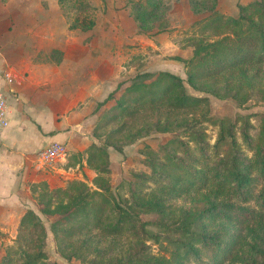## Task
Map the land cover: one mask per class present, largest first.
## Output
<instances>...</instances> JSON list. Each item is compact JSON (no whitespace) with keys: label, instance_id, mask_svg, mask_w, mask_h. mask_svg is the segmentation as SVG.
<instances>
[{"label":"trees","instance_id":"16d2710c","mask_svg":"<svg viewBox=\"0 0 264 264\" xmlns=\"http://www.w3.org/2000/svg\"><path fill=\"white\" fill-rule=\"evenodd\" d=\"M187 2L192 14L202 17L193 24L197 36L189 39L192 57L174 58L184 64L186 80L168 71H137L130 79L118 83L115 90L97 104V109H100L107 102L114 101L96 121L92 130L94 136L120 120H135L142 110L157 112V117L164 116V121L161 122L162 117L157 118L152 124L145 125L135 137H146L152 130L161 133L183 131L182 135L178 134L162 145L160 152L147 148L146 164L150 172L137 176L138 187L143 188L130 191L132 204L120 202L111 191L109 181L100 178L110 163L106 147L120 149L113 140L124 132V123L107 132L105 145L92 143L86 149L87 163L91 165L94 160L98 161L94 166L98 175L95 179L98 192H89L82 181H72L66 188L46 189L37 195L41 214L56 217L50 224V230L58 253L66 260L95 264V256L104 252L106 241L103 244V238L123 235L135 239L150 237L135 208L161 210L163 202L170 198L186 196L210 186L213 197L209 194L204 196L206 205L199 211L197 219L210 220L213 225L220 223V228L190 233L186 227L178 226L175 230L180 235L175 242L178 249L170 253V260L133 254L127 258H109L108 264H184L189 261L226 264L240 242V228L237 226H245L256 219L255 210L243 205L254 202L264 214V116L261 117L262 128L257 138L250 135L252 126L249 120L242 122L238 131L239 143L236 123L211 116L208 99L190 95L185 89L186 83L193 90L206 92L203 89L208 88L207 81L233 76L234 73L243 74L247 68L264 64V0L237 5L236 17L221 13L217 9L218 0ZM127 4L139 34L150 35L167 29L164 16L170 6L165 0H129ZM94 25V20L86 17L75 18L69 29L85 32ZM51 56L60 61L59 52L54 51ZM203 108L207 113L200 120L184 123L169 120L173 114ZM203 122L218 128L213 145L209 144L205 131L198 127ZM149 182L158 187L160 196L142 194ZM37 186L31 185L32 193ZM225 196L230 200L218 201ZM93 231L98 233L92 234ZM46 237V228L37 213L27 210L18 226L17 248H9L1 264H13L12 254H18L17 264H56L48 261L43 249ZM87 254L95 256L88 258Z\"/></svg>","mask_w":264,"mask_h":264},{"label":"rangeland","instance_id":"374dc122","mask_svg":"<svg viewBox=\"0 0 264 264\" xmlns=\"http://www.w3.org/2000/svg\"><path fill=\"white\" fill-rule=\"evenodd\" d=\"M111 3V0H107ZM129 1V0H127ZM252 0H219V10L226 14L234 16L237 14V5H245ZM165 3L170 6L167 10L164 21L167 23V29L155 34L147 35L140 43H128L122 46V51L130 49L129 59L125 62L120 61L123 67L120 70L121 79L118 83L130 79L139 69V72L150 71L157 72L160 70L170 71L186 80V71L184 64L175 60V57L190 58L193 48L189 46V39L197 36L196 26L193 25L202 16H195L189 9L187 0H165ZM61 11L66 17L68 25H72L75 18L82 19L86 17L88 20H95L98 11L106 10L105 0H58ZM100 5V6H99ZM128 5V4H127ZM99 6V7H98ZM104 12V11H103ZM102 25L107 26L105 21ZM158 29V28H157ZM155 32V31H154ZM112 42H115L117 36H110ZM124 39V38H123ZM149 40V41H148ZM148 42V43H147ZM134 55L131 52H134ZM252 76H256L252 79ZM208 88L203 89L206 92L193 90L185 83L186 92L193 96L206 97L209 101V112L211 116L226 119L236 123V132L238 142H241L238 131L242 122L248 119L252 128L250 135L257 138L262 128V116H264V64L255 68H247L243 74L234 73L233 76L220 77L215 80L207 81ZM119 94H117L118 96ZM111 104V105H110ZM114 104V101L107 102L103 111ZM101 112H93L90 117L92 126L95 121L102 115ZM207 109L180 112L169 116V120H174L178 123H184L192 120H200L202 115L207 113ZM45 113L42 112L44 116ZM74 112H58L57 122H63V127L74 126L71 124V115ZM157 112L151 110L139 112L138 118L135 120H120L110 127L100 131L94 136L91 131V141L97 145H105V137L107 132L112 128H116L121 124H125L124 132L116 137L113 141L120 147L115 150L112 147H106L109 156V167L106 173L101 174L102 179L109 181L111 191L117 196L120 202L126 201L131 205L130 191L138 187L137 176L142 173H149L150 170L146 164L147 148L150 147L154 151L160 152V147L165 145L168 140L182 135L183 131L175 130L174 132L161 133L155 130L150 131L146 137H135L143 130L145 125H150L161 118L164 121V116L156 115ZM97 119V120H96ZM82 119L80 118L79 121ZM66 122V123H65ZM81 123V122H80ZM90 121H85L83 127L86 132L89 131L88 125ZM62 125V123H61ZM95 125V124H94ZM57 126V125H56ZM60 128V125L58 126ZM207 134L210 145H213L216 140L218 128L208 122L200 123L199 126ZM94 128V126H93ZM93 130V129H92ZM59 131L54 130L49 135H56ZM80 134H86L80 131ZM135 137V138H134ZM132 141V142H131ZM90 146V145H89ZM88 146V147H89ZM87 147V148H88ZM79 148H82L80 146ZM98 161H93L92 164L87 163L86 149L82 152L70 151L69 166L72 169L66 174H52V179L45 182L35 184L34 193L31 191V204L33 210L39 216L44 224L47 237L44 243V251L47 254L48 261L56 264H90L82 263L76 259L66 260L60 256L57 251L56 243L50 230V224L55 220V216L43 215L39 211L37 195L44 192L46 189L53 191L58 188H66L69 182L82 181L84 182L89 192H98L95 179L98 176L94 166ZM30 163V162H29ZM210 186L199 192H191L186 196L170 198L163 202V209L154 211H142L134 209L138 219L145 224V230L149 232L150 237L140 236L135 239L129 235H123L116 238L103 237L104 252L102 255L95 256L87 254L88 258H96L95 264H108L109 258L117 256L118 258L129 257L130 255H151L155 257H166L170 260L171 252L178 249L176 240L180 235L176 230L178 226H184L190 233H199L211 228H220L222 225L217 223L213 225L210 220H199L198 213L202 210L206 202L203 199L206 194L212 195ZM158 187L149 182L148 187H145L142 194L149 196L154 193L159 195ZM230 200L229 197L218 198V201ZM235 202L234 199H231ZM55 205V203H54ZM243 206H249L255 210V218L253 222L245 226H237L240 228V242L234 251V255L226 264H264V214L260 212L254 202H250ZM16 216L9 219L10 225L16 220ZM98 233L93 231L92 234ZM9 233L0 232V240L3 239L0 247V264L2 258L7 253L9 248H17V244H9L7 241ZM17 237V235H16ZM77 240V239H75ZM181 250V249H179ZM85 250H82V252ZM182 252V251H181ZM13 264L19 262L18 254H12ZM102 256V257H101ZM101 260V261H100ZM207 258H204L206 261ZM249 262V263H248ZM184 264H198L194 261L184 262Z\"/></svg>","mask_w":264,"mask_h":264},{"label":"crops","instance_id":"0c3cea01","mask_svg":"<svg viewBox=\"0 0 264 264\" xmlns=\"http://www.w3.org/2000/svg\"><path fill=\"white\" fill-rule=\"evenodd\" d=\"M127 2L105 0L106 10H99L94 27L84 32L69 29L58 0H0V86L8 105V126L0 136V232L9 233V244L15 242L23 214L33 210L31 185L47 183L52 174L72 169L67 163L37 172L39 151L53 142L65 144L69 153L92 144L95 123L92 126L90 116L103 111L105 106L97 109V104L121 79L123 67L118 63L129 59L130 49L122 51V46L146 39L138 33ZM219 6L218 0V10ZM105 21L107 26L102 25ZM110 36H117L115 42ZM54 51L60 53L59 62L51 56ZM10 70L20 76L18 84H5L4 74ZM58 112H74V126L62 128ZM85 121H90L88 132ZM54 130L59 133L49 135ZM13 216L17 218L11 226Z\"/></svg>","mask_w":264,"mask_h":264},{"label":"built area","instance_id":"2783aa9c","mask_svg":"<svg viewBox=\"0 0 264 264\" xmlns=\"http://www.w3.org/2000/svg\"><path fill=\"white\" fill-rule=\"evenodd\" d=\"M19 80L20 76L11 70L4 74V81L8 86L18 84ZM4 93V89L0 86V136L8 126V105ZM69 154V149L65 144L59 142L50 143L37 154L35 170L37 172H46L59 168V165L66 166ZM62 170V173H68L67 169Z\"/></svg>","mask_w":264,"mask_h":264}]
</instances>
